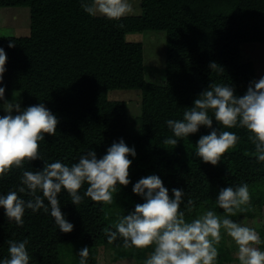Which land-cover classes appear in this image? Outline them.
Listing matches in <instances>:
<instances>
[{"label":"trees","instance_id":"trees-1","mask_svg":"<svg viewBox=\"0 0 264 264\" xmlns=\"http://www.w3.org/2000/svg\"><path fill=\"white\" fill-rule=\"evenodd\" d=\"M0 6L31 9L28 35L0 36V47L7 55L0 87H5V99L12 92L20 94L22 109L43 103L57 117L55 136L45 134L40 142L43 160L71 166L88 150H94L99 159L120 139L136 151L135 157H128L132 160L131 182L118 187L111 205L85 197L76 206L66 190L58 194L62 213L74 225L70 233L60 231L50 215V205L48 213L26 209L23 227L9 221L0 207V261L9 258V240H27L29 264H64L63 253L85 246L89 248L87 264H97L94 248L100 245L113 249L116 259L133 256L138 264H144L151 248L125 250L122 238L109 244L104 230L144 202L132 189L149 175L159 176L170 196L177 188L184 191L185 204L189 198L194 201L195 210L186 213L189 220L212 208L223 215V210L215 207L220 189L245 182L252 208L264 204V162L256 159L246 129H223L209 111L213 128L240 137L237 147L216 166L195 155L197 141L210 133L209 128L201 126L197 133L178 139L175 147L163 143L173 136L165 121L182 119L210 84H229L235 95L242 96L256 80L253 62L241 61V45L264 43V0H141V14L119 21L90 16L80 0H0ZM147 29L166 31L162 82L146 75L142 41L126 39L129 32ZM10 41L14 47L8 46ZM211 62L224 71H212ZM130 88L141 93L139 117L130 115L127 101L108 97L110 89ZM2 103L0 116L5 114ZM43 160L26 163L23 170H42ZM21 175V169H13L0 179V195L16 190ZM87 187L85 184L81 194ZM44 203L48 205L46 199ZM181 210H185L184 204ZM240 215L231 218L237 221ZM223 246L226 251L221 248L217 264H227L230 250L227 243ZM74 256L79 264L80 257Z\"/></svg>","mask_w":264,"mask_h":264},{"label":"clouds","instance_id":"clouds-1","mask_svg":"<svg viewBox=\"0 0 264 264\" xmlns=\"http://www.w3.org/2000/svg\"><path fill=\"white\" fill-rule=\"evenodd\" d=\"M80 6L92 17L99 15L114 21L133 11L128 0H80ZM8 46L14 47L15 44L10 41ZM6 62L7 55L0 47V83L3 82ZM209 67L218 73L224 71L216 62H211ZM234 93V87L229 84H210L194 100L193 106L184 111L182 119L165 121L173 136L165 138L163 143L175 147L178 139L189 137L204 126L211 131L200 136L195 155L205 163L218 165L229 150L237 147L240 137L220 127L213 128V119L209 115L211 110L223 129H246L248 140L255 147L256 159L264 162V76L252 80L244 95ZM0 101H3L5 112L0 116V179L8 177L13 169L22 170L17 189L0 195V207L8 220L17 226L23 227L26 209L32 212L43 209L48 213L50 205V215L55 224L60 231L70 233L74 225L65 218L58 199L62 190H66L76 206L83 203L85 197L111 205L118 187H126L131 182L132 160L128 157H135L136 151L123 139L113 142L99 159L94 150H88L71 166L59 160L48 163L41 155L40 142L45 139V134L55 136L59 123L57 117L43 103L22 109L17 100L5 99V87H0ZM37 159L44 162L42 170H23L26 163L31 164ZM85 184L88 187L81 194ZM132 191L144 202L136 204L134 211L118 217L104 231L109 244L122 238L125 250L151 248L152 252L144 264H217L222 230L237 245L239 264H264V251L258 247L262 243L259 233L231 218L253 210L246 182L220 189L215 207L222 209L223 215L212 208L190 220L186 213H193L194 201L189 198L185 204V193L177 188L171 190L170 196L159 176L139 179ZM18 193L31 199L25 200ZM45 199L48 205H45ZM182 204L185 210H181ZM27 243V240H9V258L0 264H29ZM78 255L79 264H87L89 248L83 247Z\"/></svg>","mask_w":264,"mask_h":264},{"label":"rangeland","instance_id":"rangeland-1","mask_svg":"<svg viewBox=\"0 0 264 264\" xmlns=\"http://www.w3.org/2000/svg\"><path fill=\"white\" fill-rule=\"evenodd\" d=\"M132 6V13L129 15H139L142 13L141 0H128ZM30 6H0V36L4 35H28L30 32ZM127 40L142 41L144 46V64L147 66L146 75L148 79L162 82L164 78L163 67L166 65V31L147 29L144 31H133L126 34ZM241 61L253 62L256 72V80L264 76V43L251 41L241 45ZM108 97L114 100H125L128 103L129 113L133 117L141 115V93L138 89H110ZM17 100L21 104L19 93L12 92L7 96V100ZM246 226L254 228L260 235L264 245V204H255L252 215L242 214L236 219ZM222 240L218 246L226 251L223 245L228 246L229 255L227 264H239L237 259L238 247L235 242L222 230ZM225 240H227L225 242ZM260 250L264 248L258 246ZM71 253H63L61 261L64 264H76L80 249L71 248ZM92 249V248H91ZM97 252V264H138L133 256H126L123 259L114 258L115 252L110 247L100 245L94 248ZM227 256V253H225ZM150 255V253H149ZM79 256V255H78ZM79 259V258H78Z\"/></svg>","mask_w":264,"mask_h":264}]
</instances>
